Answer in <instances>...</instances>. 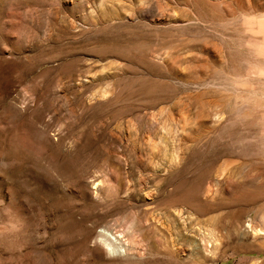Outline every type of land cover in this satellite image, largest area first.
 <instances>
[{"label":"rangeland","instance_id":"1","mask_svg":"<svg viewBox=\"0 0 264 264\" xmlns=\"http://www.w3.org/2000/svg\"><path fill=\"white\" fill-rule=\"evenodd\" d=\"M0 264H264V0H0Z\"/></svg>","mask_w":264,"mask_h":264}]
</instances>
